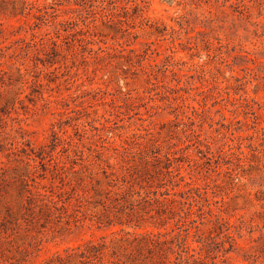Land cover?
I'll return each instance as SVG.
<instances>
[{
    "label": "rangeland",
    "instance_id": "obj_1",
    "mask_svg": "<svg viewBox=\"0 0 264 264\" xmlns=\"http://www.w3.org/2000/svg\"><path fill=\"white\" fill-rule=\"evenodd\" d=\"M56 1L0 0V264H144L130 250L126 233L165 229L156 228V220H147L144 212L127 216L139 199L131 194H144L134 174L136 164L141 168L140 156L135 152V160L124 163L112 149L141 126L155 133L154 140L164 149L181 146L188 142L183 130L190 125L171 98L161 100L164 87L177 84L171 73L148 81L140 69L134 73L136 69L122 67L124 72L99 64L87 52L83 62L81 40L93 39L87 48L94 50L119 44L142 49L162 39L157 29H167L168 39L184 43L175 69L188 74L193 84L180 95L195 106L203 100L209 106L193 128L203 137L219 129L218 145L233 144V136L221 125L222 116L242 122L245 116L233 112L225 99L227 90L261 107L256 122L264 124V0H148L143 19L127 24L121 15L114 18V26L93 22L80 8L70 11L78 8L74 0L58 7L55 24L40 20V11ZM70 19L78 26L65 24L69 38L62 31L57 39L66 61L58 57L59 63L43 65V52L21 49L22 40L31 42L33 33L53 35L62 28L58 21ZM107 93L120 105L131 104L133 111L122 122L105 123L99 99L109 100ZM247 120L234 125L235 134L243 138L241 161L233 157L229 164L206 162L203 174L196 175L200 183L205 176L213 179L218 201L214 207L229 221L236 239L231 247L222 235L216 238L210 244L216 258L208 264H264V142L253 116ZM101 123L111 128L102 129ZM94 126L101 128L99 135ZM96 150L111 167L96 157ZM189 155L195 158V148ZM103 168L114 173L111 184ZM116 200L126 205L124 211L115 206ZM139 219L144 222L137 228L134 222ZM131 220L133 224H119ZM212 227L208 223L205 229ZM90 242L102 246V254L84 260L80 253Z\"/></svg>",
    "mask_w": 264,
    "mask_h": 264
},
{
    "label": "trees",
    "instance_id": "obj_2",
    "mask_svg": "<svg viewBox=\"0 0 264 264\" xmlns=\"http://www.w3.org/2000/svg\"><path fill=\"white\" fill-rule=\"evenodd\" d=\"M64 1L57 0L55 5L44 7L40 11L39 19L51 21L55 24L58 16L57 12L59 11L58 7L62 6ZM66 1L70 2L69 0ZM147 3L148 0H139V2L138 0H74L72 4L78 8L68 9L70 11H78L80 8V11H85L94 18L93 22L99 19L103 24L114 26V18L121 15L125 18L127 24L130 21L143 19ZM65 24L72 25V28L78 26L77 21L73 19L58 21L57 25H60L61 29L57 28L53 35L51 32H47L45 35L33 33L31 42L22 40L23 46L21 49L26 50V48L33 47L38 54L43 52L47 56L46 60L42 61L43 65H46V62L51 65L59 63L58 57L66 61L68 57L63 55L62 50H60L61 45L57 41L62 36V31L66 33V38H69L67 34L69 27L66 29V26L64 27ZM156 32L159 34L158 37H162V39L147 43L142 49L127 48L129 45L125 47V44H119L118 48H112L111 50L102 47L97 50L88 49V45L94 44L95 41L93 39H83L81 40L84 49L82 54L83 62H87V56L84 54V52H87L99 64L106 63L121 69L126 67V70L136 69L134 73L140 69L146 74L148 81L151 80L150 77L157 78L159 73L166 78L167 72L171 73L172 80L176 81L177 84L174 87L165 86L164 91L159 94L163 96L161 100H169L171 98L179 108L184 110L182 113L186 116L187 123L190 125V128L183 130V133L188 132L186 134L188 142H184L181 146L171 144L167 149H164L154 140L155 133L148 127L141 126L138 129V133H134L130 139H125L118 148L112 149L117 154L116 158L119 157L124 163L134 161L135 152H138L140 156L138 165L141 168L139 169L136 164L134 174L136 176L135 183L140 186L144 194L136 190L135 193L131 194L132 197L137 195L139 199L136 201L137 204H131L127 216L131 217L144 212L150 217L147 220H156L153 223L156 228L165 229V232L158 231L155 233L149 231L145 234L127 232L126 234L131 237V241L128 244L130 250L135 251L139 260L144 264H208V259L214 260L216 258L210 251V244L216 242V238L222 235L231 247L236 244V239L231 233L229 221L220 214V208L216 209L214 207L218 201L214 200L217 197V193L212 190L211 182L213 179L205 176L200 183L198 180L201 177H196V175L203 174L202 170L206 162L210 164L212 161H216V164L221 162L229 164L230 159L233 157L241 161V156L244 153L240 140L243 138L235 134L237 129L234 128V125L239 123L247 124L249 115L253 116L255 124L259 127L258 132L264 142V124L261 121L256 122L260 118L259 110L261 107L256 108L248 99L242 96L238 97L239 93L237 91L227 90L225 99L234 107L233 112H242L245 116L243 122L236 120V118L229 119L224 115L222 116L221 125L225 126L233 136L231 139L233 144L219 143L218 145L217 142H220V140L217 139V136L221 135L219 129H215L216 135L212 134L210 137H203L200 130L193 128V125L208 110L209 106L206 100L195 106L188 103L180 95L181 91L189 89L193 85L189 80L188 74H182L175 69L178 67V61L175 59L178 48L183 46L184 43H177L174 39H168L167 29L162 31L157 29ZM122 70L125 72V69ZM105 96H110V99L107 100V97L99 99L100 104L105 107L104 112L107 114L105 123L117 124V121L122 122L124 115L128 116L133 111L129 103L118 104L114 94L107 93ZM150 99L152 100L153 97H150ZM143 106L145 107L146 104H143ZM85 108L83 107V109ZM124 108L125 111H123ZM135 114H138V112H135ZM132 117L134 116L129 118ZM224 121H228V124H225ZM105 123H101L102 129L111 128ZM101 128L94 126L93 130L99 135ZM236 140L239 142H236ZM213 145H217L215 151L213 150ZM142 147L144 148L142 149ZM249 147L253 148L252 145ZM191 148H195V158H191L189 155ZM96 152V157L105 162L108 167H111L108 160L103 159V152L98 150ZM185 163L187 165H184ZM213 170L216 171L215 168ZM102 173L109 180L108 183L111 184V177L114 176V173H108L105 168H103ZM132 187L133 185H130L129 188ZM125 201L128 202V199L126 198ZM115 202L118 210H125L126 205H122L119 200ZM132 222V220L127 221V223L120 221L119 224L129 225L133 224ZM142 222L144 221L139 219V221L134 223L139 228ZM171 222H173L172 226L167 228ZM208 223H212L213 227L205 229ZM109 224H112V222ZM88 246L89 248L86 249V252L80 253L82 259L98 258L102 254V246L91 245V242ZM221 250H224L226 254L230 249L224 248ZM170 255L174 257L173 260L170 259Z\"/></svg>",
    "mask_w": 264,
    "mask_h": 264
}]
</instances>
